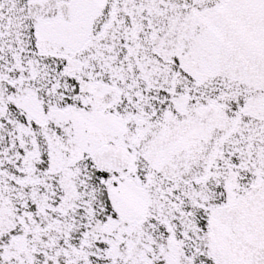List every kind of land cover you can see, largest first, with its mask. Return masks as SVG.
<instances>
[{"label": "snow or ice", "instance_id": "obj_1", "mask_svg": "<svg viewBox=\"0 0 264 264\" xmlns=\"http://www.w3.org/2000/svg\"><path fill=\"white\" fill-rule=\"evenodd\" d=\"M0 264H264V0H0Z\"/></svg>", "mask_w": 264, "mask_h": 264}]
</instances>
